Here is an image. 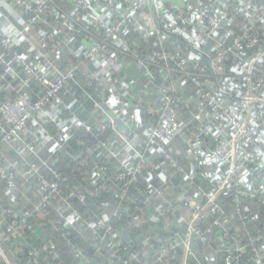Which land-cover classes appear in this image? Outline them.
<instances>
[{
    "label": "built area",
    "instance_id": "2783aa9c",
    "mask_svg": "<svg viewBox=\"0 0 264 264\" xmlns=\"http://www.w3.org/2000/svg\"><path fill=\"white\" fill-rule=\"evenodd\" d=\"M132 67L146 77L138 91L127 74ZM79 74L83 92L74 95L93 100L102 116L91 154L106 152L99 166L109 173H93L104 179L67 192L69 175L49 167L42 152H65L77 127L92 133L76 113L67 114L62 94ZM92 87L96 97L85 90ZM0 91L9 93L0 99V228L9 226L5 240L17 253L26 232L45 226L67 237L86 224L101 242L123 245L111 222L125 213L124 203L135 205L139 222L144 205L165 200L180 179L185 188L171 202L166 227L185 230L170 243L161 238L145 261L134 255L124 264H159L177 246L180 264H243L247 254L264 264V0H0ZM43 121L56 125L55 134ZM7 149L22 162L9 159ZM87 154H72L70 162L79 165ZM156 171L165 183H154ZM103 194L111 198L99 203L102 214L85 217L77 205ZM163 204L152 222L164 217ZM1 236L0 259L15 264ZM195 239L210 261L197 257ZM43 252L61 258L49 242L30 249L23 264ZM75 255L77 264H94L80 249Z\"/></svg>",
    "mask_w": 264,
    "mask_h": 264
},
{
    "label": "trees",
    "instance_id": "16d2710c",
    "mask_svg": "<svg viewBox=\"0 0 264 264\" xmlns=\"http://www.w3.org/2000/svg\"><path fill=\"white\" fill-rule=\"evenodd\" d=\"M127 74L129 75L130 79L138 80L137 84H135L134 90H141L143 81L146 80V77L143 75V71L132 67L127 69ZM84 81L85 77L82 74H79L77 80L71 82L69 86L63 90L62 94L65 99V103L71 105V108L68 109L69 111L67 114L71 112L76 113L80 119L92 126V133H86L82 128L77 127L73 130L74 137L68 141L65 152L58 155H53L47 150L42 152L43 158L49 160V167L58 168L64 174L69 175L67 182L64 184V188L67 192L78 189L83 191L85 188L91 187L95 180H103L104 177L100 175H96V178H93V173L100 172L101 166L99 165L101 161L104 162L107 160V155L104 150H101L99 153L95 152L91 154L95 142L93 131H95L98 125H101L102 116L96 112L93 100L86 97H76L74 95L75 92L80 95L82 94L83 89L81 86L83 85ZM85 90L96 97L97 94L94 87L87 89L85 88ZM8 95L9 93L0 91L1 100L5 99ZM139 100L141 101V99ZM131 102L132 106L139 104V101L135 99H131ZM146 122L148 123V121ZM43 124L52 134H55L56 125L54 123L43 121ZM104 135L106 136V134ZM28 139L33 140L31 136L28 137ZM184 144L185 140L179 138L177 145L182 152L186 151V146H184ZM6 151L9 159L14 161L19 159L22 162V158H19L15 151L10 149H7ZM85 153H88L87 155H89V158L81 164L77 165L70 162V155H84ZM29 159L36 163L39 162V158L33 155H31ZM181 159L184 161H182L183 164H190V162L182 155ZM157 161L158 159L156 158L154 162ZM148 162H153V159ZM151 164L152 163H149V165ZM48 172L50 171L48 170ZM107 173L102 172L104 176H106ZM50 175L51 174L49 173L48 176ZM165 175L168 180L169 173L167 172ZM18 179L19 182H22L21 175H19ZM154 183H159L160 185L165 183L160 171L154 172ZM3 188L4 184L0 182V190ZM23 188L29 192L30 185L25 183ZM184 188L185 185H183L182 181L180 179H176L174 184L167 188L168 193L165 200H161L162 198H157L156 200H152L150 203H148L149 205H144L142 218L139 222L134 219V215L136 214L135 205L133 203H124L123 208L125 209V213H118L111 222V224L121 233L120 240H122V243H124L123 245L121 244L116 246L110 240L101 242V235L93 233L86 224L81 225L77 230H72L70 235L67 237H63L60 233H54V231L49 230V226H45V228H47L45 230L38 229L37 232H31L32 234L26 232L24 237L27 239L23 240L26 245L20 254L17 253L16 249L13 248L10 242L5 240V238L10 235L8 225H4L3 228H0V234L3 236H1V240L3 241L2 243L8 255L15 264L25 263L28 260V253L30 249H42L47 246L49 242L57 245L61 252L60 260H53L51 253L43 252L41 255H39L38 262H35V264H45V260L47 259L49 264H77L78 259L75 254L76 250L78 249L82 250L86 256L92 259L94 264H124V260L129 259V257L132 258L134 255H138L139 261H145V256L151 255L152 257L155 254L160 246L159 241H161V238L165 243H170V240L175 237L176 232H183L185 230L183 226L166 227V222L171 209V202L175 203L179 197V193L183 191ZM136 194L137 191L135 189L131 196H135ZM110 198L111 196L108 194H103L99 198L87 197L84 202L78 204L77 206L85 217L98 218L103 212V210L99 207V203L101 201H109ZM95 199H98V202ZM159 203H164L163 207L166 213L159 221L152 222L151 215L156 213V205ZM176 205L180 212L184 211L182 210L184 205L181 201ZM141 206L143 207V203H141ZM214 218V216H208L206 219L209 222H212ZM34 222L37 224V226H39V221ZM125 246H127V249H125ZM213 247L216 248L217 245H214ZM192 248L196 252V255L200 261L205 262L211 260V252H207L205 250L206 246L200 243L199 240H194ZM182 255V247L177 246L172 250L169 260H165L159 264H180ZM248 258L249 257L247 254L243 260V264H252ZM139 261L133 260L131 261V264H141ZM196 261V259H189L188 264H196ZM0 264H3L1 259Z\"/></svg>",
    "mask_w": 264,
    "mask_h": 264
}]
</instances>
